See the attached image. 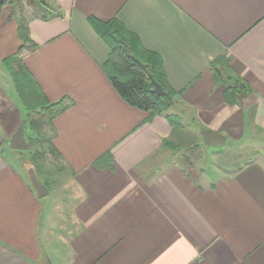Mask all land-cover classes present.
<instances>
[{
  "label": "crops",
  "instance_id": "obj_1",
  "mask_svg": "<svg viewBox=\"0 0 264 264\" xmlns=\"http://www.w3.org/2000/svg\"><path fill=\"white\" fill-rule=\"evenodd\" d=\"M46 1L62 16L31 18L37 47L19 55L48 101L73 102L53 120L52 140L72 204L47 214L23 151L10 149L25 111L9 79L0 89V264H264V156L212 176L163 146L173 139L167 115L205 146V130L225 145L264 137V0ZM9 14L5 0L1 66L21 46ZM91 20L118 21L159 56L176 92L171 109L148 119L119 97ZM234 82L249 92L230 104L223 91Z\"/></svg>",
  "mask_w": 264,
  "mask_h": 264
},
{
  "label": "trees",
  "instance_id": "obj_2",
  "mask_svg": "<svg viewBox=\"0 0 264 264\" xmlns=\"http://www.w3.org/2000/svg\"><path fill=\"white\" fill-rule=\"evenodd\" d=\"M20 1L6 0V3L10 6L9 20H14L17 24L21 46L18 53L2 61V66L8 73L15 93L26 113L25 119L29 131L40 134L39 141L47 143L49 152L60 157L52 144L55 136L53 120L67 110L73 102L67 97H63L57 102L48 101L23 64L19 55L20 52L23 50L32 51L36 49L37 45L29 38L28 21L30 19H26L23 14L18 15V18L14 16V8ZM25 1L29 6L37 8L38 15L32 18L47 21L62 16L57 8L49 5L44 0ZM91 24L96 34L109 48V56L107 62L103 65V72L119 97L131 107L150 112L148 119L171 109L175 104L176 92L167 82L159 56L144 50L137 38L127 32L123 25L116 20L106 23L91 20ZM218 62H224V59L221 57L213 61L211 67L214 68V65ZM149 74L163 89V94L160 97L152 93L153 85ZM214 77L221 80L217 72L214 73ZM240 92L248 93L249 89L234 82L225 88L223 98L227 103L234 104L237 94ZM166 119L172 128V137L175 139V143L172 140H166L163 141V146L173 150L182 146V139L186 136V133L179 117L167 115ZM46 129L51 132V137L46 134ZM35 140L37 141V139H31L28 142L29 146L34 144ZM101 158H104V156ZM97 162L95 164H98ZM23 167L26 171L29 167L34 168L33 164L27 166L24 163Z\"/></svg>",
  "mask_w": 264,
  "mask_h": 264
},
{
  "label": "rangeland",
  "instance_id": "obj_3",
  "mask_svg": "<svg viewBox=\"0 0 264 264\" xmlns=\"http://www.w3.org/2000/svg\"><path fill=\"white\" fill-rule=\"evenodd\" d=\"M44 1L47 3L46 0ZM14 12L15 18H18L20 14H23L26 19L38 15L37 8L29 6L25 0H21L15 6ZM9 79L8 73L0 65V89L4 88V83H7ZM24 121L26 141L29 142L31 139H37V141L35 140L27 151L22 152L23 163L27 166L33 164L39 181L52 191V194L42 198L44 209L47 214L51 211L52 215L57 214V212L59 214V211L68 212L72 202L66 198L69 182L66 165L60 157L49 152L47 143L39 141L41 135L30 132L26 119ZM184 131L186 136L182 139L183 144L181 147L172 150V157L183 166L195 168L199 173L201 171L203 173L210 172V175L213 176L215 175L213 170L224 173L234 172L239 166L264 156V137L260 134L256 135L254 139L229 140L222 148H210L201 142L197 131ZM45 132L51 137V132L48 129ZM172 141L175 143L174 138ZM46 251H49L48 247Z\"/></svg>",
  "mask_w": 264,
  "mask_h": 264
},
{
  "label": "water",
  "instance_id": "obj_4",
  "mask_svg": "<svg viewBox=\"0 0 264 264\" xmlns=\"http://www.w3.org/2000/svg\"><path fill=\"white\" fill-rule=\"evenodd\" d=\"M5 0H0V5L3 4ZM150 81L153 85L152 93L160 97L163 94V89L159 83H157L153 77L149 74ZM25 121H22L18 126L16 131L11 135L9 140V147L12 150L16 151H27L29 149V143L25 139V129H24ZM204 143L207 146L214 148H222L225 145V136L221 133L212 132V131H203L201 133ZM27 175L29 178V182L36 193L38 199H42L48 194L47 187L41 183L36 175V172L33 167H29L27 169Z\"/></svg>",
  "mask_w": 264,
  "mask_h": 264
}]
</instances>
